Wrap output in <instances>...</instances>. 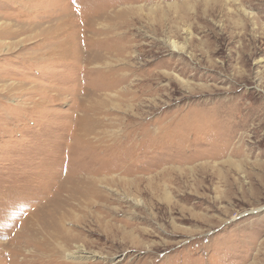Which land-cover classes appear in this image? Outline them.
Returning <instances> with one entry per match:
<instances>
[{
	"label": "rangeland",
	"instance_id": "obj_1",
	"mask_svg": "<svg viewBox=\"0 0 264 264\" xmlns=\"http://www.w3.org/2000/svg\"><path fill=\"white\" fill-rule=\"evenodd\" d=\"M0 264H264V0H0Z\"/></svg>",
	"mask_w": 264,
	"mask_h": 264
},
{
	"label": "bare ground",
	"instance_id": "obj_2",
	"mask_svg": "<svg viewBox=\"0 0 264 264\" xmlns=\"http://www.w3.org/2000/svg\"><path fill=\"white\" fill-rule=\"evenodd\" d=\"M219 3V2H218ZM222 6H223V4H222ZM218 9V8H217ZM225 9V8H224ZM215 10V9H214ZM222 10H223V8H222ZM215 12V11H214ZM219 12H221V11H219ZM222 13V12H221ZM250 21V20H249ZM234 23H235V21H234ZM231 26V25H230ZM231 28V27H230ZM248 28V27H247ZM66 232V231H65ZM60 234V233H59ZM58 234V235H59ZM61 234H62V232H61ZM66 234V233H65ZM59 237V236H58ZM61 237V236H60ZM44 238V237H43ZM54 238V239H53ZM52 239L53 240H56L57 242L59 241V239L57 238V236H55L54 235V237H53ZM63 238V237H62ZM64 241H65V239H64ZM69 241V240H68ZM72 241V240H71ZM49 242H50V240H49ZM54 242V241H53ZM60 242V241H59ZM39 243V242H38ZM45 243V242H44ZM11 244V243H10ZM52 244V243H51ZM22 245V244H21ZM51 246V245H50ZM38 247V246H37ZM48 246H46V248H47ZM53 247H54V245H53ZM45 248V247H44ZM66 248V247H65ZM57 249V248H56ZM62 249H63V247H62ZM19 250V249H18ZM82 250H84V249H82ZM17 251V250H16ZM20 251V250H19ZM46 252H48V251H46ZM62 252V251H61ZM76 252H78V251H76ZM3 253V252H2ZM57 253V252H56ZM50 254V253H49ZM77 254V253H76Z\"/></svg>",
	"mask_w": 264,
	"mask_h": 264
}]
</instances>
